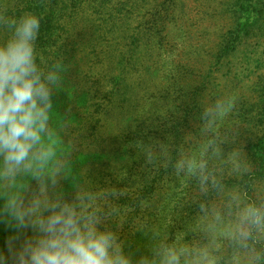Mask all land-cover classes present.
I'll list each match as a JSON object with an SVG mask.
<instances>
[{
  "label": "rangeland",
  "instance_id": "rangeland-1",
  "mask_svg": "<svg viewBox=\"0 0 264 264\" xmlns=\"http://www.w3.org/2000/svg\"><path fill=\"white\" fill-rule=\"evenodd\" d=\"M122 1L132 26L117 24L112 43L131 52L118 37L135 33V61L113 73L111 88L131 98L122 95L125 112L115 100L112 123L98 112L80 120L83 113L75 132L65 130L58 190L76 176L85 191L99 183L95 207L111 213L107 225L137 255L178 235L188 245L207 244L211 212L230 218L232 193L264 201V0ZM218 101H231L227 114L216 110ZM193 153L207 161L203 186L199 176L176 171L177 160ZM111 188L109 202L102 189ZM141 196L148 199L135 209ZM220 243L219 264L235 257L245 264L242 250ZM249 243L264 251V235Z\"/></svg>",
  "mask_w": 264,
  "mask_h": 264
},
{
  "label": "clouds",
  "instance_id": "clouds-1",
  "mask_svg": "<svg viewBox=\"0 0 264 264\" xmlns=\"http://www.w3.org/2000/svg\"><path fill=\"white\" fill-rule=\"evenodd\" d=\"M0 24L8 32L0 42V179L16 188L0 206V218L15 230L7 240V256L0 252V264H219L221 240L242 250L245 264L264 262V251L249 243L264 235V201L247 200L238 192L226 205L230 218L212 210L208 230L213 236L207 244L188 245L178 235L174 242L161 241L150 254L138 255L128 251L119 231L107 225L111 213L102 214L94 197L88 196L87 203L82 195L66 199L58 190L56 177L64 161L52 126L53 95L64 81V67L38 51L41 17L31 12L0 15ZM231 107V101L215 105L221 115ZM206 169L207 161L195 153L176 162L177 174L199 176L202 186L209 179ZM29 173L40 185L26 194L16 178ZM233 264H241V258L235 257Z\"/></svg>",
  "mask_w": 264,
  "mask_h": 264
},
{
  "label": "trees",
  "instance_id": "trees-1",
  "mask_svg": "<svg viewBox=\"0 0 264 264\" xmlns=\"http://www.w3.org/2000/svg\"><path fill=\"white\" fill-rule=\"evenodd\" d=\"M118 1L0 0L2 16H19L25 12H31L41 17V30L37 41L38 51L50 63L59 62L64 67V81L60 90L53 95L56 116L52 122L62 145L66 142L65 130L67 128L71 130L74 128L72 132L77 130L74 124L81 118L79 114L85 113L80 120H88L92 118L94 112L103 113L106 120L112 123L114 118L110 116L113 111L110 107H114L117 103L115 100L120 103V105L117 103L120 111L125 112V97L131 98L126 91L120 93L118 89L111 88L112 84L118 85L114 82L117 76H113V73L135 61L133 51L137 44L135 33L118 37L121 38L120 40H125L124 46H127L131 52L128 50L122 52L120 43H112L114 34L117 32V24L125 25L127 30L132 26L129 22L132 16L128 3ZM7 36V29L0 24V42ZM44 179L51 182L48 176H44ZM77 180L76 176L64 182L60 190L65 198L73 194L82 195L86 203L88 196L95 198L93 190L99 183L90 181L85 191L84 188H79ZM82 183L84 181H81ZM16 184L23 185L26 194H31L39 190L40 180L30 173L22 174L16 178ZM15 190L16 188L10 186L7 180L0 179V206L3 205L6 194ZM102 191L104 197L112 202V188L102 189ZM97 197L99 194L96 195ZM147 199L144 196L136 197L131 205L135 209H140V205L146 203ZM115 204L118 202L115 201ZM14 233L15 230L10 227L7 219L0 218V252L6 256L8 254L7 240ZM31 234V230L26 231V235Z\"/></svg>",
  "mask_w": 264,
  "mask_h": 264
}]
</instances>
